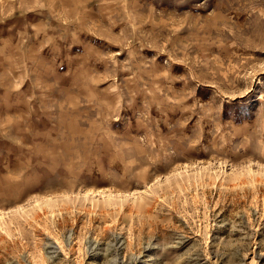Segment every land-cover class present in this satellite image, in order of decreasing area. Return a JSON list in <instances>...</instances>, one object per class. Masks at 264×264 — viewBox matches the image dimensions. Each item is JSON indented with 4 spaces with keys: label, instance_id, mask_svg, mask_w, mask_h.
Instances as JSON below:
<instances>
[{
    "label": "rangeland",
    "instance_id": "obj_1",
    "mask_svg": "<svg viewBox=\"0 0 264 264\" xmlns=\"http://www.w3.org/2000/svg\"><path fill=\"white\" fill-rule=\"evenodd\" d=\"M0 264H264V0H0Z\"/></svg>",
    "mask_w": 264,
    "mask_h": 264
}]
</instances>
